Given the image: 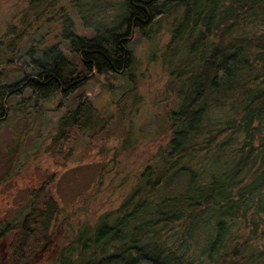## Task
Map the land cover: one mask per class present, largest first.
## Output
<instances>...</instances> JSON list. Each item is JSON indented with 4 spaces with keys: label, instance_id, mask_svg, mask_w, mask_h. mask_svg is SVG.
<instances>
[{
    "label": "trees",
    "instance_id": "obj_1",
    "mask_svg": "<svg viewBox=\"0 0 264 264\" xmlns=\"http://www.w3.org/2000/svg\"><path fill=\"white\" fill-rule=\"evenodd\" d=\"M30 5V19L24 21L30 23L21 25L22 35L52 20L45 17L56 3L30 0ZM147 13L148 24L135 19L137 14L146 20ZM170 15H177L171 43L187 45L186 64L195 65L181 74L184 88L179 108L170 114L168 146L161 147V160L145 167L118 209L78 230L57 264H264V131L255 123L264 113V0H124L120 19L112 26H92V37L77 33L65 20L68 49L32 46L24 69L48 72L49 79L55 73L67 86L73 72L87 73L81 52L90 60L88 80L119 74L132 78L133 28L153 38L151 26ZM8 88L0 75V111ZM33 89L40 92L37 85ZM41 92V98L50 93ZM210 102L224 113L218 122L209 121ZM99 124L93 102L81 99L60 117L48 150L69 146ZM183 176L182 186L157 194ZM28 198L22 218L1 220L2 264H37L52 241L62 209L51 179L32 188Z\"/></svg>",
    "mask_w": 264,
    "mask_h": 264
},
{
    "label": "rangeland",
    "instance_id": "obj_2",
    "mask_svg": "<svg viewBox=\"0 0 264 264\" xmlns=\"http://www.w3.org/2000/svg\"><path fill=\"white\" fill-rule=\"evenodd\" d=\"M55 3L49 14L54 19L40 21L42 30L31 29V35H22L21 25L30 23L24 22L32 13L30 0H0V75L7 84L19 81L29 71L23 65L32 46L41 50L57 44L67 48L65 20L71 21L77 33L92 37V26L104 27L105 22L112 26L124 8V0ZM176 16L170 15L151 26L153 38H143L134 31L129 44L134 79L128 74L87 79L78 90L36 106L43 107L42 111L17 105L18 112L10 109L2 120L0 223L22 218L28 210L29 191L48 179L62 209L52 226V241L39 253L37 264H57L60 252L78 230L84 225L95 226L102 215L118 209L138 186L145 167L161 160V147L165 150L171 137L170 114L180 106L179 91L184 88L185 79L181 74L195 65L186 64L187 45L171 43L170 28ZM81 99L93 102L100 124L80 134L69 146L55 145L49 151L58 118ZM210 103L209 121L218 122L224 113L213 106L214 102ZM255 123L264 131V113ZM60 150L62 154H58ZM201 154L199 161L203 159ZM217 169L214 166L212 172ZM185 181L183 176L170 185L164 184L157 194L177 189ZM4 254L5 239L0 238V264Z\"/></svg>",
    "mask_w": 264,
    "mask_h": 264
},
{
    "label": "flooded vegetation",
    "instance_id": "obj_3",
    "mask_svg": "<svg viewBox=\"0 0 264 264\" xmlns=\"http://www.w3.org/2000/svg\"><path fill=\"white\" fill-rule=\"evenodd\" d=\"M52 12L48 13L46 15L45 19H54L55 17H52V15H49ZM147 15L149 16V18L145 20V19L140 18L139 15L135 14V19L139 18L143 21V23L145 22L148 24V21L151 18V14L147 13ZM40 30H42L41 26L38 27L37 31H40ZM135 30H136V27H134L132 30L131 38H133ZM65 34H66V31H65ZM78 53H79V55H81V57L83 59V65L86 68L87 73L75 75L73 72L71 77L68 78V80L70 82L68 83L67 86L63 85L62 81L59 79L57 74L53 73L51 78L49 79L48 75L50 73L46 72L45 74L39 75L36 69H34V70L30 69L29 71H27L26 74L23 75L22 79H20L19 81L13 82L11 84H8L9 88L5 94L4 99H3V109H2V111H0V122L4 118L7 117L10 109H14L15 111L18 112V108H20V107H17V105L21 106V105L26 104V106L35 107L37 109L38 107H36V106H38L40 103L47 102L48 99H50L51 101L55 100L60 95L64 96V95L70 94L72 91H76L82 85H84L83 81H88L87 79L92 74V72H90V70H89L90 60L86 59V56L84 53H81V52H78ZM28 64H30V63H28ZM93 73H96V70L93 71ZM53 80H54V82H53ZM48 83H49L50 87L48 86ZM59 84H61L60 90L58 89ZM34 85H37L39 87L40 92H37L35 89H33ZM72 87H73V89H72ZM42 89H45L47 91L46 93L50 92L49 95L46 96L45 98H41L38 96L39 94L42 93L41 92ZM48 90H50V91H48ZM24 92L27 93L26 96H25V94H23ZM42 94H45V93H42ZM33 98H35L34 99L35 101L32 100ZM8 99H10V100H8ZM19 99H22V101H17ZM26 100H29V101H26ZM31 101H33V103H31ZM34 103H35V105H33ZM42 109H43V107L38 108L37 110L42 111ZM59 120H60V118H58L57 128H56L55 133H57V131H58Z\"/></svg>",
    "mask_w": 264,
    "mask_h": 264
}]
</instances>
